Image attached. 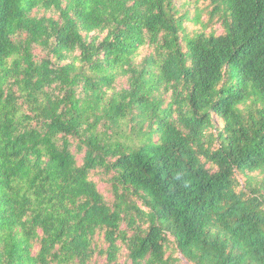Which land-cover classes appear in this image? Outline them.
Wrapping results in <instances>:
<instances>
[{
    "label": "trees",
    "instance_id": "obj_1",
    "mask_svg": "<svg viewBox=\"0 0 264 264\" xmlns=\"http://www.w3.org/2000/svg\"><path fill=\"white\" fill-rule=\"evenodd\" d=\"M203 1L0 0V264H264V0Z\"/></svg>",
    "mask_w": 264,
    "mask_h": 264
},
{
    "label": "rangeland",
    "instance_id": "obj_2",
    "mask_svg": "<svg viewBox=\"0 0 264 264\" xmlns=\"http://www.w3.org/2000/svg\"><path fill=\"white\" fill-rule=\"evenodd\" d=\"M181 1H183V0H181ZM184 1L194 3L193 8L197 7V9L199 11L198 13H200V21H206L207 14L204 11L206 3L203 0H184ZM189 27L194 28L196 26L189 25ZM214 29H216V31L218 33L222 31V27L218 23L214 25ZM78 161L80 162V160H78ZM94 180L97 182V187H98L99 191L101 193H103L105 195V197H107V198L110 197V193L108 191V188H109L108 185H106L105 183L98 180L97 177H94ZM176 255L180 259V264H188V262L181 256V254L177 253ZM123 259L124 258H121L120 262H123Z\"/></svg>",
    "mask_w": 264,
    "mask_h": 264
}]
</instances>
